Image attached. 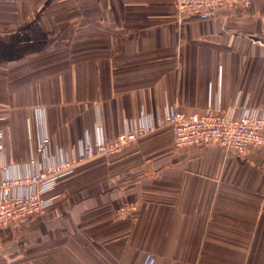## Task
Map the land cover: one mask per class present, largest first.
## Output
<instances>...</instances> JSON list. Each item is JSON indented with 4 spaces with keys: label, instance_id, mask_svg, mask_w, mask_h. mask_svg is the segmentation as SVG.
Wrapping results in <instances>:
<instances>
[{
    "label": "crops",
    "instance_id": "0c3cea01",
    "mask_svg": "<svg viewBox=\"0 0 264 264\" xmlns=\"http://www.w3.org/2000/svg\"><path fill=\"white\" fill-rule=\"evenodd\" d=\"M264 109V0L182 17L175 0H0V164L112 141L173 106ZM15 166V167H13ZM60 177L0 264H264V148L176 146L164 124ZM3 231H0V234Z\"/></svg>",
    "mask_w": 264,
    "mask_h": 264
},
{
    "label": "built area",
    "instance_id": "2783aa9c",
    "mask_svg": "<svg viewBox=\"0 0 264 264\" xmlns=\"http://www.w3.org/2000/svg\"><path fill=\"white\" fill-rule=\"evenodd\" d=\"M255 0H175L182 17H198L231 10L249 11ZM219 99L210 101L204 112H184L173 106L154 114L147 122L133 120L112 141L89 137L70 149H52L44 135L23 171L7 174L9 166L0 164V231L23 222L53 205L56 181L73 171L74 166L95 156H111L141 135L164 124L174 127L176 146L218 144L227 153L244 156L251 147L264 148V109L224 110ZM1 136V133H0ZM2 144L0 143V153ZM15 167V166H13ZM264 211V200L262 204ZM134 264H154L151 255Z\"/></svg>",
    "mask_w": 264,
    "mask_h": 264
},
{
    "label": "rangeland",
    "instance_id": "374dc122",
    "mask_svg": "<svg viewBox=\"0 0 264 264\" xmlns=\"http://www.w3.org/2000/svg\"><path fill=\"white\" fill-rule=\"evenodd\" d=\"M17 224V223H15ZM14 224V225H15ZM3 232L0 234V241L3 238H8L10 235H13L12 230H10V226L2 230Z\"/></svg>",
    "mask_w": 264,
    "mask_h": 264
}]
</instances>
